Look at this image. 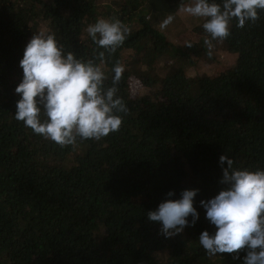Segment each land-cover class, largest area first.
I'll return each mask as SVG.
<instances>
[{"label": "trees", "instance_id": "obj_1", "mask_svg": "<svg viewBox=\"0 0 264 264\" xmlns=\"http://www.w3.org/2000/svg\"><path fill=\"white\" fill-rule=\"evenodd\" d=\"M188 1L0 0V264H243V251L233 260L200 245L201 232L216 231L200 201L225 187L222 155L264 170V10L243 28L233 19L230 36L213 41L235 57L231 68L188 79L208 49L206 18L191 48L159 30ZM101 18L130 29L113 53L86 31ZM39 32L84 61L100 64L103 51L106 87L112 67L124 65L118 96L129 111L118 132L62 148L14 118L20 60ZM159 60L171 65L160 70ZM131 77L149 93L133 98ZM195 189L196 223L165 238L147 213Z\"/></svg>", "mask_w": 264, "mask_h": 264}, {"label": "clouds", "instance_id": "obj_2", "mask_svg": "<svg viewBox=\"0 0 264 264\" xmlns=\"http://www.w3.org/2000/svg\"><path fill=\"white\" fill-rule=\"evenodd\" d=\"M258 10H264V0H192L180 6L183 13L206 18L203 29L208 36L204 44L209 50L214 47L213 41L230 36L233 19L238 28H243L260 19ZM174 18L168 15L160 28H167ZM86 31L99 48L113 53L124 43L130 29L118 19L101 18ZM185 46L191 48L192 44L186 41ZM98 58L100 64L78 59L72 52L65 53L54 34L33 35L20 60L23 78L15 88L20 99L14 118L62 148L76 145L78 138L99 141L118 132L123 122L119 113L129 111L118 96L125 67L119 62L112 67L111 86L106 87L108 77L100 66L105 63L103 51ZM219 162L227 164L220 180L225 187L214 198L200 201L205 218L216 231L214 235L201 232L199 243L209 256L228 253L235 254L233 260H238L243 251V264H264V170L235 168L234 160L223 155ZM197 193L198 189L184 190L180 199L160 203L155 211L147 213L148 220L161 224L160 233L165 238L181 234L198 219L193 206ZM173 195L171 191L167 193L168 197Z\"/></svg>", "mask_w": 264, "mask_h": 264}, {"label": "rangeland", "instance_id": "obj_3", "mask_svg": "<svg viewBox=\"0 0 264 264\" xmlns=\"http://www.w3.org/2000/svg\"><path fill=\"white\" fill-rule=\"evenodd\" d=\"M101 2H105V0H101ZM191 2L192 0L183 5H188ZM174 17L173 23L163 30L160 28L161 23L159 24L160 32L164 34L169 42L185 46L186 41L193 43L200 38L201 26L205 18L188 15L181 12L180 8L176 10ZM213 45L214 47L211 50L207 49L205 53L195 59L194 65L187 70L186 76L188 79L201 76H215L234 65L235 57L233 55L223 51L221 45ZM209 51H211V55L208 54ZM170 65L171 62L167 60L158 61V69L160 70ZM129 83L133 98L144 93H149L138 79L131 77Z\"/></svg>", "mask_w": 264, "mask_h": 264}]
</instances>
